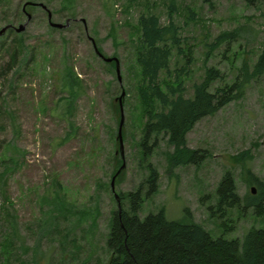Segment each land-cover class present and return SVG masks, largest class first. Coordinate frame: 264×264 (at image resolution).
<instances>
[{"label":"rangeland","instance_id":"374dc122","mask_svg":"<svg viewBox=\"0 0 264 264\" xmlns=\"http://www.w3.org/2000/svg\"><path fill=\"white\" fill-rule=\"evenodd\" d=\"M27 1L0 0V29L27 21ZM36 1L48 7L53 22L69 24L54 28L47 11L27 6L32 18L25 31L0 36V241L12 215L26 243L16 242L9 262L0 247V264H109L115 194L121 198L140 186L141 218L164 210L170 220L194 221L212 237L229 240L264 228V216L255 208L256 202L264 208L262 189L248 173L264 183V75L251 81L241 99L203 117L188 132L189 148L203 151L204 159L174 166V148L164 134L151 137L149 145L155 139L156 145L149 154L141 146L151 108L138 92L137 62L139 18L154 14L162 25L173 22L181 41L180 48L169 44L171 72L159 76L163 91L177 86L173 71L183 67L187 98L210 67L224 75L211 91L232 84L243 62L253 67L264 50L259 10L244 0H177L175 10L169 0ZM226 34L235 37L219 40ZM91 39L104 57L119 60L120 78L115 62L99 57ZM161 109L156 101L152 111ZM149 164L157 170L158 184L147 197ZM226 172L240 202L222 218L212 216L208 206L217 204ZM128 202L121 200L124 209Z\"/></svg>","mask_w":264,"mask_h":264},{"label":"trees","instance_id":"16d2710c","mask_svg":"<svg viewBox=\"0 0 264 264\" xmlns=\"http://www.w3.org/2000/svg\"><path fill=\"white\" fill-rule=\"evenodd\" d=\"M169 1L170 8L175 10L177 0ZM203 1L212 3L211 0ZM244 1L259 10L264 18V0ZM31 2L42 3L36 0ZM138 22L141 43L137 51V62L141 69L138 92L146 107L151 108L141 146L146 155L149 154L156 145V139L151 146L149 145L151 137L164 134L174 148L171 156L172 165L199 164L205 154L201 150L189 148L188 132L203 117L214 115L229 103L241 99L251 81L264 75V50L253 67L244 61L235 81L217 87L214 91L210 90L211 85L216 81H223L224 75L216 67L208 68L203 81L194 85L193 97L187 98L183 96L184 82L181 80L188 73L184 67L174 69L177 86H169L167 92L162 90L159 81L162 71H166L167 74L171 72L172 49L169 44L177 48L181 46L177 27L173 22L162 25L158 16L154 14H143ZM9 30L13 29L7 31ZM234 37V34H226L220 36L219 40ZM15 50L18 53L19 48ZM187 63H190V59ZM156 101L162 107L159 112L152 111ZM148 168L149 176L146 180L148 190L145 194L147 197L156 192L158 184L157 170L150 164ZM248 173L250 180L261 187L264 198V183ZM217 197V204L208 206L212 216L220 213L223 218L227 209L239 205L240 197L231 172H226L218 184ZM124 199L129 201L128 208L122 207L121 212L115 211L111 219L107 240V247L112 252L109 264H264V228L249 229L242 240H229L223 236L214 238L194 221L170 220L164 210L149 213L141 218L139 212L144 201L142 186L121 195V200ZM61 202L57 199L56 203ZM255 208L259 216H264V208L260 202L255 203ZM11 217L13 220H9L3 233L5 236L0 241V247L7 253V255L4 253L7 262L12 258L16 242L21 247L26 245L21 240L19 227L14 223L15 217L12 215ZM18 260L20 262L19 258Z\"/></svg>","mask_w":264,"mask_h":264},{"label":"water","instance_id":"95a60500","mask_svg":"<svg viewBox=\"0 0 264 264\" xmlns=\"http://www.w3.org/2000/svg\"><path fill=\"white\" fill-rule=\"evenodd\" d=\"M33 5H39L40 7H42L45 11H47L48 13V20H49V24L50 26L54 27V28H64L66 27L68 24H69V21H67L65 24H61V23H56V22H53L52 21V13L50 12V10L48 9V7L43 4V3H33L31 1H27L24 6H23V12L26 14L27 16V21L25 23H22V24H19V26H14V25H11V24H8L4 27H2L0 29V36L4 35L8 29L12 28L14 29L17 33H21L23 31H25L26 29V26L28 24V22L31 20L32 18V15L30 13L27 12L26 8L27 6H33ZM92 42H93V45H94V48H95V51L96 53L98 54L99 57H101L102 59H104L106 62H115L116 64V70H117V74H118V78H120L119 76V73H120V63H119V60L115 57H104L99 51L98 49L96 48V45H95V42L93 39H91ZM124 96V93L122 94ZM121 101V98L119 99ZM120 110L122 112V118H121V122H120V127H119V130H118V140H119V144H120V148H119V151L121 152L122 154V157H123V152H124V144H123V138H122V125H123V122H124V115H123V107H122V104L120 102ZM125 166V164H123L121 166V168L118 170L116 176L121 172V170L123 169V167ZM115 176V177H116ZM115 177L113 178L112 180V183H111V186H112V190H115V187H114V181H115ZM254 192V189L252 190ZM115 198L118 202V211L121 212L122 210V205H121V198L119 195L115 194Z\"/></svg>","mask_w":264,"mask_h":264},{"label":"flooded vegetation","instance_id":"af4514ba","mask_svg":"<svg viewBox=\"0 0 264 264\" xmlns=\"http://www.w3.org/2000/svg\"><path fill=\"white\" fill-rule=\"evenodd\" d=\"M34 6H39V5H34ZM40 7V6H39Z\"/></svg>","mask_w":264,"mask_h":264}]
</instances>
